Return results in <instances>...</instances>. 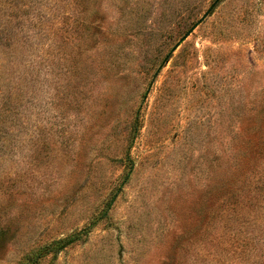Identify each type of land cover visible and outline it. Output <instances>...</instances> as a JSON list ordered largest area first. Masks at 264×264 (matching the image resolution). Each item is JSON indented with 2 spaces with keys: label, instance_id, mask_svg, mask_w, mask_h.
<instances>
[{
  "label": "rangeland",
  "instance_id": "1",
  "mask_svg": "<svg viewBox=\"0 0 264 264\" xmlns=\"http://www.w3.org/2000/svg\"><path fill=\"white\" fill-rule=\"evenodd\" d=\"M214 1L0 0V264H264V0L173 51Z\"/></svg>",
  "mask_w": 264,
  "mask_h": 264
},
{
  "label": "trees",
  "instance_id": "2",
  "mask_svg": "<svg viewBox=\"0 0 264 264\" xmlns=\"http://www.w3.org/2000/svg\"><path fill=\"white\" fill-rule=\"evenodd\" d=\"M77 239H78V236L73 234V235L67 236L66 238L56 240L50 243L49 245H47L46 247L42 248L38 256L41 257L47 253L59 252L63 250L65 247H67L68 245L75 242Z\"/></svg>",
  "mask_w": 264,
  "mask_h": 264
},
{
  "label": "water",
  "instance_id": "3",
  "mask_svg": "<svg viewBox=\"0 0 264 264\" xmlns=\"http://www.w3.org/2000/svg\"><path fill=\"white\" fill-rule=\"evenodd\" d=\"M221 0H215L210 8L207 10V12L203 15V17L194 25L190 31L186 33V35L177 43V45L173 48V51L191 34V32L210 14V12L215 8L217 3H219Z\"/></svg>",
  "mask_w": 264,
  "mask_h": 264
}]
</instances>
